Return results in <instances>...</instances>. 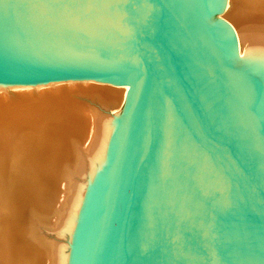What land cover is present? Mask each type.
<instances>
[{
	"label": "water",
	"instance_id": "1",
	"mask_svg": "<svg viewBox=\"0 0 264 264\" xmlns=\"http://www.w3.org/2000/svg\"><path fill=\"white\" fill-rule=\"evenodd\" d=\"M227 0H0V83L129 85L70 264H264V47Z\"/></svg>",
	"mask_w": 264,
	"mask_h": 264
},
{
	"label": "bare ground",
	"instance_id": "2",
	"mask_svg": "<svg viewBox=\"0 0 264 264\" xmlns=\"http://www.w3.org/2000/svg\"><path fill=\"white\" fill-rule=\"evenodd\" d=\"M222 15L239 57L264 47V0H227ZM128 91L97 78L0 83V264H70L68 248ZM49 224L53 241L42 235Z\"/></svg>",
	"mask_w": 264,
	"mask_h": 264
},
{
	"label": "rangeland",
	"instance_id": "3",
	"mask_svg": "<svg viewBox=\"0 0 264 264\" xmlns=\"http://www.w3.org/2000/svg\"><path fill=\"white\" fill-rule=\"evenodd\" d=\"M224 13V12H223ZM222 13V14H223ZM222 14H217V17L218 18H221L222 20H224V21H226L229 25H231V23L227 20V19H225L224 18V16L222 15ZM231 27H233V26H231ZM234 28V27H233ZM4 85H6V84H4ZM8 85H10V84H8ZM7 86V85H6ZM10 86H12V85H10ZM14 86V85H13ZM84 99H89V98H84ZM88 103L89 102H91L90 104H92V105H94L95 104V102L94 101H91L90 99H89V101L88 100H86ZM97 104V103H96ZM107 112L109 113V114H113V112H114V110L113 109H108L107 110ZM71 170H72V168H71ZM74 172H73V170L70 172V174L72 175ZM88 183V182H87ZM84 184H86L85 182H84ZM87 185V184H86ZM87 187V186H86ZM46 226V225H45ZM46 228V229H45ZM45 229V230H44ZM47 230V231H46ZM52 231V232H51ZM54 226H52V225H47L46 227H44L43 228V230H42V235H44V236H48V238H50L52 241L54 240V238H55V235H54ZM50 235H48V234ZM52 237V238H51ZM68 251H71V249H69L68 248Z\"/></svg>",
	"mask_w": 264,
	"mask_h": 264
}]
</instances>
